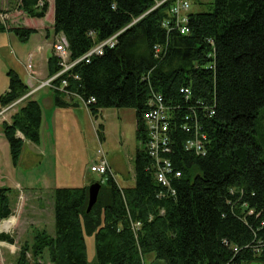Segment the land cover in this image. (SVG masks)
Returning a JSON list of instances; mask_svg holds the SVG:
<instances>
[{
  "label": "trees",
  "instance_id": "1",
  "mask_svg": "<svg viewBox=\"0 0 264 264\" xmlns=\"http://www.w3.org/2000/svg\"><path fill=\"white\" fill-rule=\"evenodd\" d=\"M198 1L207 10H191L189 31L181 34L162 25L170 17L171 0H54L51 31L66 38L71 59L118 33L113 47L52 80L58 85L66 79L64 89L70 92L52 88L54 104L76 105L74 94H80L95 99L87 106L94 117L103 108L134 109L140 148L134 184L120 187L113 176L99 180L89 213L92 181L55 187L54 234L35 229L32 243L20 246L16 264H143L149 253L150 264H264V0ZM17 7L41 18L48 2L38 6V0H19ZM3 31L26 42L37 30L0 22ZM46 63L49 77L61 69L55 54ZM7 75L1 107L30 90L16 71ZM186 87L192 93L188 99L180 92ZM156 93L170 109L168 157L181 171L172 181L174 196L156 183L144 148V114ZM196 121L206 136L203 155L184 148ZM40 123L41 106L29 95L9 121H2L14 164L26 140L38 142ZM11 191L0 186V221L13 213ZM85 234L95 239L92 263L86 258ZM13 239L0 232V241Z\"/></svg>",
  "mask_w": 264,
  "mask_h": 264
},
{
  "label": "rangeland",
  "instance_id": "2",
  "mask_svg": "<svg viewBox=\"0 0 264 264\" xmlns=\"http://www.w3.org/2000/svg\"><path fill=\"white\" fill-rule=\"evenodd\" d=\"M174 1L171 0V4ZM185 1L190 3L192 11H206L208 8L198 0ZM18 2L19 0H0V22L8 27L24 26L27 15L18 9ZM49 2L46 20L50 16L53 0ZM6 32H0V94L7 88L9 70L16 71L21 78L24 66L27 67L28 63L31 65L27 67L30 71L46 70V61L50 55L49 50H36L37 45L43 46L44 40H47L43 33H33L26 42H21L15 35ZM59 35L54 38V42ZM8 36L11 38L10 43ZM28 52H31L30 58ZM33 99L41 106L39 140L24 142L16 164L12 161L2 129V121L6 115L0 117V185L12 190L10 202L13 213L10 217H18L20 214L19 222L16 223L15 219L9 227L6 225L7 221L13 217L0 221V232H6L14 238L13 243H0V264H16L20 246L25 242L32 243L35 229H45L49 234H54L53 189L82 187L91 181H99V175L91 173L88 168L98 159L97 150L100 147L115 170L113 177L118 184L123 181L120 171L133 178V159L140 148L136 136L135 111L132 108H103L94 117L82 103L65 108L56 107L52 101L53 91L47 87L35 93ZM12 111L8 112L6 120L10 118ZM261 114L264 115V107L260 110ZM100 124L103 125V130L99 131ZM263 124L261 122L260 125ZM98 132H103L102 138H99ZM85 244L87 261L95 262L94 235L85 234ZM152 257V253L144 255L143 264H150ZM46 259L45 252L44 260ZM158 263L161 261L153 264Z\"/></svg>",
  "mask_w": 264,
  "mask_h": 264
},
{
  "label": "built area",
  "instance_id": "3",
  "mask_svg": "<svg viewBox=\"0 0 264 264\" xmlns=\"http://www.w3.org/2000/svg\"><path fill=\"white\" fill-rule=\"evenodd\" d=\"M42 4V0H38V6H41ZM190 11V3L188 1L175 0L170 6V17L163 20L162 22L163 27H165L168 31L176 30L181 34L187 33L189 31L188 19ZM117 34L118 33H115L109 38L97 43L95 46L76 59L70 58L68 42L66 38L60 34L59 38L53 44V50L54 54L58 57V63L61 66V69L56 74L44 81L41 86H48L50 88L70 94L68 90L64 89L67 86L66 79L62 78L58 85L53 83L52 80L69 70L77 62L81 60L89 62L93 55H101L105 47H113L116 44ZM155 49L157 52L156 54H158L161 50L160 47H156ZM30 57L31 55L29 54V58ZM27 67H31V65L28 63ZM74 77L77 78V76ZM180 92L183 94L185 99L190 98L192 95L191 90L187 87L180 88ZM28 95L29 94H25L21 98L4 106L0 110V117H4L6 113L14 110L15 106ZM74 95L86 108L91 102L95 101L93 97L84 98L80 94ZM193 125V137L185 140L184 148L197 155H203L205 153L204 144L206 136L199 132L197 121ZM144 128L146 133L144 148L152 160L151 168L154 179L159 186L164 188L167 194L174 196L176 191L172 186V181L181 176V171L174 167L173 162L171 161L170 157H168V154L171 153L172 150V135L170 133V109L164 103V98L160 93H156L148 99V109L144 114ZM183 128L186 132L191 130L187 124H185ZM97 152L98 159L90 164L89 171L98 174L100 180L105 182L109 176H113V172L102 148L100 147ZM165 192H161L160 194H165ZM138 225L139 223L137 222L133 226L136 227ZM233 250L235 253L238 252V249L235 246L233 247ZM225 264H231V262H226Z\"/></svg>",
  "mask_w": 264,
  "mask_h": 264
},
{
  "label": "crops",
  "instance_id": "4",
  "mask_svg": "<svg viewBox=\"0 0 264 264\" xmlns=\"http://www.w3.org/2000/svg\"><path fill=\"white\" fill-rule=\"evenodd\" d=\"M48 1V9L50 8V2H49V0H47ZM47 14H48V10H47V13H46V15L44 16V17H41V18H36V17H28V16H26L27 18H26V20H25V23H23V25L24 26H26V27H32V28H35L37 31H36V34H38V33H43V35H44V37L47 39V40H44V45L42 46V45H37L36 47V50H49L50 51V55L51 54H54V51H53V47H52V44H53V42H54V38H56L59 34H54V33H52V31H51V26H52V24H53V21H54V0H53V3H52V8L50 9V16H49V18H47L48 20H46V17H47ZM34 20V21H33ZM37 21H38V23H37ZM31 22H33V23H36V25H32V23ZM6 32V31H5ZM6 33H8L9 34V32H6ZM9 39H11V38H9V36H8V42L10 43V40ZM45 47V48H44ZM29 54H31V52H28L27 53V55H29ZM49 55V56H50ZM48 56V57H49ZM47 64V63H46ZM23 73H24V75H22V80L28 85V87H29V92L27 93V94H29V97L30 98H33V95L35 94V93H37L38 91H40L41 89H43V88H48V89H50L51 91H53V89L52 88H50V87H48V86H41V84L44 82V81H46L48 78H49V76H48V69H47V66H46V70H41V69H39V70H33L32 69V71H30V70H28V68L26 67V66H24V71H23ZM7 89V88H6ZM2 94V93H1ZM66 98V99H65ZM64 99L66 100V101H68V97H65ZM77 99H75V100H73V101H75V102H77V104H76V106L77 105H79L81 102L78 100V101H76ZM53 101V100H52ZM19 104V103H18ZM18 104L15 106V108L18 106ZM53 104H54V102H53ZM55 105V104H54ZM83 105V104H82ZM1 106V105H0ZM56 107H59V106H57V105H55ZM3 107H1V109H2ZM60 108H65V107H60ZM0 109V110H1ZM14 112V110L12 111V113ZM10 113V112H9ZM8 113H6L5 115V120L7 119V117H8V115H7ZM10 117V116H9ZM4 120V119H3ZM7 121H9V119L7 120ZM102 125V124H101ZM100 130H103V125H102V127H101V129ZM19 132H17V134H18ZM21 134V133H20ZM100 136H101V138H102V136H103V132H101L100 133ZM27 142H29L28 140H26L25 141V143H27ZM8 143V142H7ZM133 159V158H132ZM134 160V159H133ZM111 167V169H112V172L113 171H115L114 169H113V167L112 166H110ZM88 170H89V168H88ZM122 170V169H121ZM132 177L133 178H130V176L129 175H123V171H120L121 172V174H122V179H123V181H122V184H119L120 185V187H126V186H131V185H133L134 184V167L132 168ZM91 173H93V172H91ZM113 175H114V172H113ZM132 183V184H131ZM0 186H3V185H0ZM16 186L18 187L19 186V184L17 183L16 184ZM12 192V191H11ZM11 194V193H10ZM13 210V209H12ZM13 217V221L15 222V219H16V223H18L19 222V218H20V214L18 215V217H14V216H12ZM0 243H6L5 241H0Z\"/></svg>",
  "mask_w": 264,
  "mask_h": 264
},
{
  "label": "water",
  "instance_id": "5",
  "mask_svg": "<svg viewBox=\"0 0 264 264\" xmlns=\"http://www.w3.org/2000/svg\"><path fill=\"white\" fill-rule=\"evenodd\" d=\"M100 189L101 183L98 181H94L88 185V200L86 213H89L93 205L96 203Z\"/></svg>",
  "mask_w": 264,
  "mask_h": 264
},
{
  "label": "bare ground",
  "instance_id": "6",
  "mask_svg": "<svg viewBox=\"0 0 264 264\" xmlns=\"http://www.w3.org/2000/svg\"><path fill=\"white\" fill-rule=\"evenodd\" d=\"M12 224H13V219L12 220H8L6 225L9 227V225L11 226Z\"/></svg>",
  "mask_w": 264,
  "mask_h": 264
}]
</instances>
